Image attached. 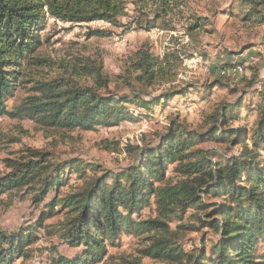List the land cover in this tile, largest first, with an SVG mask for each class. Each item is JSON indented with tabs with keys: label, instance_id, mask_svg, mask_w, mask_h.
Returning a JSON list of instances; mask_svg holds the SVG:
<instances>
[{
	"label": "trees",
	"instance_id": "trees-1",
	"mask_svg": "<svg viewBox=\"0 0 264 264\" xmlns=\"http://www.w3.org/2000/svg\"><path fill=\"white\" fill-rule=\"evenodd\" d=\"M127 1L0 0V116L25 117L54 131L113 128L143 119L176 98L197 95L203 101L214 88H225L220 77L153 94L151 88L168 75L163 65L175 54L159 58L147 41L127 59L116 78L119 83H113L101 61L79 55L54 59L40 50L44 40L39 32L48 20L104 22L121 34L171 31L166 17L179 0H131L133 17L126 13ZM207 1L227 3L213 14L232 16L237 11L244 21L264 24V0ZM149 6L148 15L143 8ZM203 19L195 17L185 31L192 35ZM112 35V30L94 29L87 37ZM55 71L59 73L52 76ZM20 85L30 86V94L8 110L5 102ZM247 89L236 100L212 103L201 131L169 120L156 143L130 148L136 160L117 172L97 174L102 171L98 166L81 159L51 164L46 154L31 149L18 160H5L0 196L25 188L34 206L42 207L30 228L0 232V264L28 257L35 229L58 235L72 251L50 257L51 264H96L106 257L107 246H118L122 235L137 238L144 244L141 256L162 264H264V76L252 77ZM242 108L255 115L252 123L240 113ZM204 143L225 146L226 152L200 147ZM87 170L93 173L87 175ZM72 176L80 184L60 197ZM50 191L55 195L43 203ZM149 205L150 214L138 217ZM60 211L64 219L49 230L44 222ZM174 221L178 224L172 229ZM203 229L214 237L202 234L194 248L185 250L183 238ZM127 264L142 263L132 259Z\"/></svg>",
	"mask_w": 264,
	"mask_h": 264
},
{
	"label": "rangeland",
	"instance_id": "rangeland-1",
	"mask_svg": "<svg viewBox=\"0 0 264 264\" xmlns=\"http://www.w3.org/2000/svg\"><path fill=\"white\" fill-rule=\"evenodd\" d=\"M130 2L131 0L127 1L126 13L133 17L135 12ZM179 2L180 5L173 7V12L166 17L172 27L171 31L156 28L149 32L133 31L121 34L120 30L112 29L104 22L70 25L48 20L39 32L44 40L40 50L54 59L69 60L79 55L101 61L104 72L114 83L127 59L147 41L159 58L165 54H175V58H170L169 63L163 65L168 75L151 88L153 94L163 93L184 82L208 84L220 77H223L225 88H214L209 98L203 101L197 95L190 99L176 98L152 110L143 119L121 123L113 128L54 131L51 128H41L25 117L0 116V172L2 174L7 172L5 160H18L27 154V149L46 154L51 164L81 159L86 164L98 166L102 171L96 172L97 174L117 172L136 160L135 152H130L129 149L156 143L157 135L163 132L169 120L177 119L189 129L201 131L204 113L212 103L220 100L231 102L240 96L242 90L249 91L247 82L254 76L260 78L264 76V24L244 21L237 11L236 15L232 16L213 14L218 7H227L225 2L219 4L207 0ZM143 12L151 14V6L143 8ZM195 17L204 18V21L201 22L199 30L189 35L185 31V26ZM122 22H127V18H122ZM94 29L112 30L113 35L87 37L89 30ZM225 66L233 67L220 72L219 70ZM58 73L55 71L52 76ZM23 86H17L13 96L5 102L8 110L20 104L30 94V86ZM113 86L114 84L111 88ZM229 91L234 93L231 94ZM254 101L253 99L252 102ZM134 111L139 112L138 109ZM240 113L245 116L246 108H242ZM245 118L250 124L255 115L247 114ZM231 125L237 124L233 122ZM200 147L217 149L220 152H226L227 148L215 147L212 143H204ZM170 169L171 165H168V170ZM92 173L91 170H87L86 174ZM68 182L60 190L58 194L60 197L73 193L80 184L73 176L69 177ZM71 185L73 188H70ZM54 195L53 191H50L43 203ZM41 207L34 206L25 188L11 190L1 195L0 232L10 234L35 225ZM151 207V205L145 207L138 217L146 218L151 212ZM64 212L60 211L47 219L44 226L54 230L64 219ZM177 224L178 222L174 221L170 226L174 229ZM202 234L210 239L214 237L209 229H203L202 233H189L181 242L184 249L190 251L194 248ZM143 247L144 244L137 238L122 235L118 246H107L106 257L96 264H127L132 259H139L142 264H162L141 256L140 250ZM29 248L28 257L15 259L13 264H51L50 257L67 256L72 252L58 235L48 236L43 229L34 230V241L30 243Z\"/></svg>",
	"mask_w": 264,
	"mask_h": 264
}]
</instances>
